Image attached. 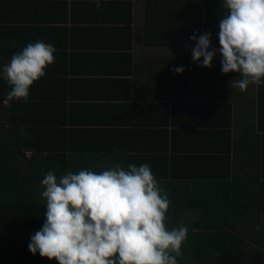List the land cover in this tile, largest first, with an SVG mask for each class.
<instances>
[{"label":"crops","instance_id":"1","mask_svg":"<svg viewBox=\"0 0 264 264\" xmlns=\"http://www.w3.org/2000/svg\"><path fill=\"white\" fill-rule=\"evenodd\" d=\"M190 4L103 0L97 10L89 0H0V69L29 43L56 49L11 121L26 123L28 142L60 148L62 174L74 163L97 173L147 163L169 193L165 222L237 223L238 235L231 233L264 254V83L241 92L230 85L238 74H223L219 55L211 68L192 62L190 37L200 28ZM205 18L201 34L209 28L219 48L220 18L210 27ZM179 66L185 71L178 75L172 69ZM9 88L0 78L3 107L11 105ZM16 139L0 137V166L10 150L16 158L7 144ZM22 156L34 157L30 150ZM39 157L48 164L47 152ZM15 171L11 189L21 181ZM249 200L246 215L240 208Z\"/></svg>","mask_w":264,"mask_h":264},{"label":"clouds","instance_id":"2","mask_svg":"<svg viewBox=\"0 0 264 264\" xmlns=\"http://www.w3.org/2000/svg\"><path fill=\"white\" fill-rule=\"evenodd\" d=\"M89 2L99 10L103 0ZM222 6L227 11L219 22V48L212 46L210 32L194 33L192 62L211 68L219 55L222 73L238 74L230 85L245 92L264 83V0H223ZM55 52L37 41L11 57L0 69L11 89L7 101H27ZM172 71L179 75L185 69ZM40 183L46 211L28 245L32 255L57 264H178L188 229L166 227L169 193L147 163L129 164L127 170L117 163L99 173L69 171L59 178L49 171Z\"/></svg>","mask_w":264,"mask_h":264},{"label":"trees","instance_id":"3","mask_svg":"<svg viewBox=\"0 0 264 264\" xmlns=\"http://www.w3.org/2000/svg\"><path fill=\"white\" fill-rule=\"evenodd\" d=\"M151 2L156 4L157 0H150V6ZM184 4L181 1V6ZM222 5L223 0L191 1L189 6L198 11L200 34L203 32L201 28L205 16L206 27H210V24L212 26L217 23V18L225 15L227 10ZM208 29L206 28V31L209 32ZM17 102L16 100L11 101L9 107H3L0 104V137L5 135L8 138L14 136V134L17 136L14 143L7 142L9 149H12V145H14V156L16 158H13L10 150L5 153L4 163L0 166V177L4 178V182L0 181V186L3 189L2 191L0 189V192H3V200H0V264H57L55 260L41 258L39 253L35 256L32 255L28 245L32 235L39 231L44 223L46 204L41 196L43 191L41 180L49 171H53L57 178L64 175L61 173V153L56 152L61 150L57 146L43 147L40 140L35 141L33 139L28 142L25 137L21 136V128H24L26 133L30 130L22 127L26 123L20 125L11 121V111H13V107ZM17 114L19 117L27 119L26 114L20 112H17ZM6 118L7 120H5ZM19 123H22V121H19ZM2 149L7 148L3 146ZM25 150L33 152L34 157L30 162L26 161L22 156ZM45 152H47L48 156L47 165H43L39 157ZM73 153H75L74 150ZM74 165L75 167L70 169L74 173L84 168L79 167L77 163H74ZM29 167L31 173H26L23 168L28 169ZM14 171L16 172L15 178L21 181L19 185H15L14 189H11L7 185L12 184L7 182H11L14 179ZM20 185L24 188H20ZM11 192H14L15 196L9 198L7 194L9 195ZM248 204V208H240L246 215L249 214L253 206L250 200ZM240 213V210H237L234 216L237 217ZM164 223L169 229L179 227L181 224L187 226L188 238L182 245V255L178 258V264H264L263 253L247 248L244 240L233 235L228 229L233 228L238 235L237 223L232 222L231 227L224 226L222 228H218V226L214 228L212 224L215 223L209 222L211 224H208V220L204 222H191L189 220L179 222L164 221ZM242 248L244 254L239 253ZM217 252L220 254L216 255Z\"/></svg>","mask_w":264,"mask_h":264},{"label":"rangeland","instance_id":"4","mask_svg":"<svg viewBox=\"0 0 264 264\" xmlns=\"http://www.w3.org/2000/svg\"><path fill=\"white\" fill-rule=\"evenodd\" d=\"M190 1H192V0H190Z\"/></svg>","mask_w":264,"mask_h":264}]
</instances>
